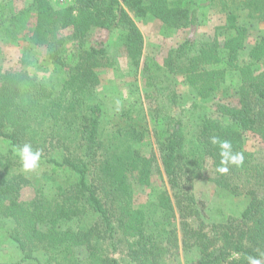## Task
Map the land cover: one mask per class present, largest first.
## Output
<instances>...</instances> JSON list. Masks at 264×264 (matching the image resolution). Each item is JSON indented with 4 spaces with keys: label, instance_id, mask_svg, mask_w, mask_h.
Wrapping results in <instances>:
<instances>
[{
    "label": "trees",
    "instance_id": "trees-1",
    "mask_svg": "<svg viewBox=\"0 0 264 264\" xmlns=\"http://www.w3.org/2000/svg\"><path fill=\"white\" fill-rule=\"evenodd\" d=\"M9 2L0 0L2 41L44 46L66 77L57 85L52 78L36 80L23 66L0 70V140L9 145L0 151V232L21 255L10 264H264V161L244 147L247 134L264 146V34L246 53L248 29L238 21L245 11L250 22L264 23V0H31L20 8ZM216 4L230 34L197 36L199 9ZM133 16L157 19L163 34L185 30L162 65L143 57ZM109 35L144 77L151 109L149 119L139 115L141 103L131 109L137 116L122 112L105 129L103 107L86 96L100 83L98 67L108 64ZM228 73L238 75L234 101L216 100V116L195 115L188 137L184 117L169 113L180 102L176 79L204 99L221 91ZM148 134L156 150L144 154L140 145ZM211 137L229 141L243 164L218 172L220 150ZM24 143L42 150L55 175L47 193L39 189L28 201L21 191L29 178L12 171L13 147ZM208 163L211 183L244 198L238 216L208 220L207 204L194 191ZM155 166L168 188L137 202L133 184L149 188ZM58 174L70 179L60 181Z\"/></svg>",
    "mask_w": 264,
    "mask_h": 264
},
{
    "label": "rangeland",
    "instance_id": "rangeland-1",
    "mask_svg": "<svg viewBox=\"0 0 264 264\" xmlns=\"http://www.w3.org/2000/svg\"><path fill=\"white\" fill-rule=\"evenodd\" d=\"M9 1L11 5L17 8L25 7L31 3V0ZM133 19L143 35V57L153 58L161 65L169 49L177 46L184 39L185 30L182 29L174 30L171 34H163L160 22L155 18L133 16ZM224 19L225 15L221 11L220 4H216L214 7L204 6L199 9L197 36L207 39L218 35L222 39L224 36L229 35L230 32L225 31L223 28ZM238 21L248 29L244 47V51L247 53L258 38L264 34V23L250 22L246 17L245 11H240ZM69 34V29L61 31V36L63 37H67ZM97 34L98 31L96 30L92 33L93 36ZM68 44L70 48H73V45H75L72 41L68 42ZM106 48L108 64L98 67L97 72L100 83L86 96L87 102L90 104L98 103L103 107V127L105 129L109 127V122L115 120L122 112H130L132 108L135 109L141 103L144 113L140 112L139 115L142 114L149 119L148 111L151 109V103L143 98L145 88L144 77L142 74L136 73L130 65L126 51L116 35L108 36ZM22 66L26 68L31 76L37 78L36 80L38 81H46L52 78L57 85H60L66 78L65 73L62 71L56 72L57 68L54 63L46 58V48L44 46L29 45L27 43L17 45L16 43L3 42L2 38H0V70L18 69ZM176 80L178 83L175 86V92L178 94L180 102L177 107L171 108L169 113L174 116L181 114L184 117V130L186 135L190 137L193 132L195 115L199 112H204L216 116L213 113V103L216 100L221 99L223 102L234 101L233 95L238 82V75L228 73L222 84L221 91L215 97L204 99L196 95V90L193 86L183 84L180 78ZM117 101H119V104H117ZM131 113L133 116H137L136 113L132 111ZM244 147L247 151L252 152L256 159L264 161V146L257 137L247 134L245 136ZM8 148V143L0 140V151L6 152ZM140 148L144 154L155 152L156 147L150 134L147 135ZM42 161L37 169L26 172L21 169L19 160L15 155L16 164L12 167V171L22 173L30 180L29 185L25 186L21 191V199L24 201L32 199L39 189L45 191V193L48 192V177L51 178L55 175H49L50 167ZM211 171L209 163L206 164L204 167L205 177L196 180L194 183L196 196L207 204L206 214L208 220L217 222L227 216H238L244 207V198L242 196L230 195L225 190L217 188L207 179ZM58 175L60 181L70 179L67 174ZM160 188L168 187L166 186L162 172L155 166L149 188H143L137 185V183L133 184L134 197L137 202H142L148 197L150 192L154 195V192ZM122 248L123 245L119 244L116 251L118 257L123 255ZM20 257L21 255L16 249L15 244L3 232H0V262L10 264L18 261ZM37 258L43 261L46 257L42 253H37ZM179 259L185 263L182 251H179ZM20 264L37 263L34 260H29Z\"/></svg>",
    "mask_w": 264,
    "mask_h": 264
},
{
    "label": "clouds",
    "instance_id": "clouds-1",
    "mask_svg": "<svg viewBox=\"0 0 264 264\" xmlns=\"http://www.w3.org/2000/svg\"><path fill=\"white\" fill-rule=\"evenodd\" d=\"M119 104V101H117ZM211 143L218 145L220 163L217 171L220 173H226L229 170V165H235L239 167L244 162V156L240 152H234L232 145L227 140H221L217 137L210 138ZM13 152L19 160L21 169L23 171H33L40 166L42 158V150L34 149L30 143H24L13 147ZM252 264H259L258 261L253 260Z\"/></svg>",
    "mask_w": 264,
    "mask_h": 264
},
{
    "label": "built area",
    "instance_id": "built-area-1",
    "mask_svg": "<svg viewBox=\"0 0 264 264\" xmlns=\"http://www.w3.org/2000/svg\"><path fill=\"white\" fill-rule=\"evenodd\" d=\"M55 1L58 2V4L63 5L70 2L71 0H55Z\"/></svg>",
    "mask_w": 264,
    "mask_h": 264
},
{
    "label": "crops",
    "instance_id": "crops-1",
    "mask_svg": "<svg viewBox=\"0 0 264 264\" xmlns=\"http://www.w3.org/2000/svg\"><path fill=\"white\" fill-rule=\"evenodd\" d=\"M0 38H1V35H0Z\"/></svg>",
    "mask_w": 264,
    "mask_h": 264
}]
</instances>
